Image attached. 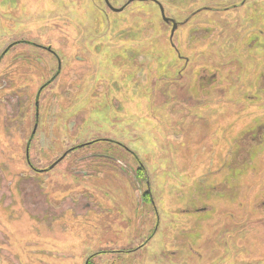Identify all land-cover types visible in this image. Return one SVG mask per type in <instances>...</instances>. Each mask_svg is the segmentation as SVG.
Returning a JSON list of instances; mask_svg holds the SVG:
<instances>
[{
  "label": "rangeland",
  "instance_id": "374dc122",
  "mask_svg": "<svg viewBox=\"0 0 264 264\" xmlns=\"http://www.w3.org/2000/svg\"><path fill=\"white\" fill-rule=\"evenodd\" d=\"M158 1L179 55L153 0H0V37L56 33L76 86L54 128L43 95L33 167L31 118L0 137V264H264V0Z\"/></svg>",
  "mask_w": 264,
  "mask_h": 264
},
{
  "label": "flooded vegetation",
  "instance_id": "af4514ba",
  "mask_svg": "<svg viewBox=\"0 0 264 264\" xmlns=\"http://www.w3.org/2000/svg\"><path fill=\"white\" fill-rule=\"evenodd\" d=\"M103 4L105 5L108 10H110L113 13H119L123 11L128 4H131L133 0H128L121 6H115L111 3L110 0H102ZM154 3L158 4L156 5L159 9L160 17L162 18L161 14V8H163V12L165 15L164 7L158 0H153ZM242 3H245V0H243ZM238 6H232L231 8H236ZM228 6L223 7L221 10L216 7H208L204 6L203 8H198L194 13H198V11L204 10V9H210V11H225L231 9ZM102 11L105 12L106 9L102 7ZM105 17H110L105 12ZM111 17H116L115 15H112ZM167 18L168 16L165 15ZM189 17V16H188ZM169 18V17H168ZM171 19V18H170ZM188 19V18H187ZM163 22H165L163 20ZM165 24L169 25L170 31L168 35V41L171 44L172 49L176 53V55H179L177 47L172 42V37L174 35L175 30L178 26L181 25L180 22H176V28L174 29L173 33L171 34V28L172 23L165 22ZM9 33H5L4 36L0 37V137L4 134L9 135L10 129L14 128V131L19 135V138L21 136H24L27 131L26 122L28 118H31V123L29 126V131L27 134V137L25 141L23 142L24 147V160L27 162V166L33 167L34 164H32V161L29 160L30 158V142L35 137L36 133L39 134V141L41 145H45L47 148H51L52 146L49 144L47 140H45L44 135L50 133L51 138L54 137L53 134V128L55 125V118L59 119V116H61V112L64 111L60 107V111L57 114L56 110V100H57V93L59 91V86L63 87L66 90V96H68L72 102L74 93H75V85H74V68L68 67V64L72 61L73 65V57L71 55L69 56V63L63 65V62L61 57H59L58 48L59 44L58 41L61 42L62 39L60 36H56V39H53V35H56V33L52 32L51 34H47L46 37H43L41 40H35L33 38H29V36H13L9 37ZM50 39V40H49ZM48 55L51 57L53 61V67L48 68V65L45 62L44 55ZM84 57H79V60L81 61ZM187 59V57H185ZM185 59V60H186ZM85 61V60H84ZM76 64V63H75ZM34 66V67H33ZM33 67V68H32ZM63 72L62 76L61 73ZM35 73L38 77L35 76ZM64 73H67L68 78L64 79ZM180 74L181 71H179ZM33 76V77H32ZM203 78V77H201ZM213 81V80H210ZM78 82H75L77 84ZM53 84H56L55 90H52L49 92V94L44 93L43 91L48 87H53ZM79 84V83H78ZM61 87V89H62ZM64 92V91H63ZM43 95H46L47 101L45 104L47 107H52L55 103L54 112L55 114H49L48 119L50 123H53L52 126V132H50L49 127L42 128L40 126V119H41V111L44 108V99ZM59 95H61L59 93ZM65 96V95H62ZM14 114V118L16 119L15 122L10 123L9 126H6V122H8V119L10 115ZM3 125H5V129H3ZM71 124L66 125L67 130H69ZM3 133V134H2ZM16 135V134H15ZM5 136V135H4ZM96 141H100L99 138H92L88 141L84 142H75L66 152L62 154L56 161H54L52 164L49 165V168H40L39 172L44 173L47 170H50L54 166H57L67 154H70L72 151H74L78 147H82L85 145H91L95 143ZM53 145V144H52ZM54 146V145H53ZM59 148V146L56 145L54 148ZM8 147L0 146V154L3 155L6 150H8ZM43 149V148H42ZM9 156V152L7 151V154ZM5 155V156H6ZM7 157V156H6ZM7 157V161H8ZM58 163V164H57ZM2 166L5 167V162L2 161ZM81 173V171L79 172ZM147 186V195L150 196L149 193V185L148 181H146ZM3 195V196H1ZM7 198H10V196H5L1 193L0 188V209L8 208V210L11 209L10 204L7 206H3L2 202L4 200H7ZM88 204V203H86ZM86 206V205H85ZM88 206V205H87ZM85 208V207H84ZM92 256L89 255L85 261V264L88 263L89 258Z\"/></svg>",
  "mask_w": 264,
  "mask_h": 264
},
{
  "label": "water",
  "instance_id": "95a60500",
  "mask_svg": "<svg viewBox=\"0 0 264 264\" xmlns=\"http://www.w3.org/2000/svg\"><path fill=\"white\" fill-rule=\"evenodd\" d=\"M160 8H161V14H162L163 20L165 22H169L170 21L172 23V28H171V34H172L174 29L176 28V22L174 20L168 18V17L166 18L165 15H164V12H163V8L162 7H160Z\"/></svg>",
  "mask_w": 264,
  "mask_h": 264
}]
</instances>
